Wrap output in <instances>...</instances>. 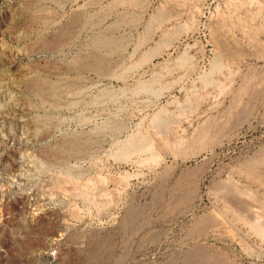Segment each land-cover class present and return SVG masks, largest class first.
Listing matches in <instances>:
<instances>
[{
  "label": "rangeland",
  "instance_id": "obj_1",
  "mask_svg": "<svg viewBox=\"0 0 264 264\" xmlns=\"http://www.w3.org/2000/svg\"><path fill=\"white\" fill-rule=\"evenodd\" d=\"M59 1L0 0V264H264V235L216 188L246 179L264 220V0H96L78 13L89 0ZM146 29L156 54L138 75L157 95L112 77ZM110 31L128 37L125 51L100 71L74 65ZM48 82L76 90L31 91ZM67 140L81 143L69 157Z\"/></svg>",
  "mask_w": 264,
  "mask_h": 264
},
{
  "label": "bare ground",
  "instance_id": "obj_2",
  "mask_svg": "<svg viewBox=\"0 0 264 264\" xmlns=\"http://www.w3.org/2000/svg\"><path fill=\"white\" fill-rule=\"evenodd\" d=\"M2 1V0H1ZM28 1V0H27ZM38 1V0H37ZM47 1V0H46ZM52 2L53 1H55V2H53V3H55L56 4V2L58 1V4H59V6H60V4H62V3H59V2H61V1H59V0H51ZM132 1H134V2H138L139 0H132ZM250 1V0H249ZM96 3V0H89V1H86V2H83V4H75V7L73 8V11H75V12H80L79 10H81L82 8H87L88 9V7H90L92 4H95ZM98 3V2H97ZM101 4V3H100ZM35 5V4H34ZM57 5V4H56ZM31 6V5H30ZM58 6V5H57ZM32 7V6H31ZM25 8V7H24ZM33 8V7H32ZM22 10H23V8H22ZM32 10H34V9H32ZM31 10V11H32ZM43 10V9H42ZM97 10V9H96ZM27 11H28V9H27ZM26 11V12H27ZM40 12H44V10L43 11H41L40 10ZM46 12H48L47 10H45V12L44 13H46ZM50 12V11H49ZM83 12H85V11H83ZM91 12V11H90ZM23 13H25L24 11H23ZM30 13V12H29ZM107 13V12H106ZM126 13V12H125ZM18 14V13H17ZM31 14V13H30ZM89 14V13H88ZM122 15H123V13H121ZM130 14V13H129ZM20 15H21V13H20ZM33 15H35V12L33 13ZM71 15V14H70ZM81 16H82V14H80ZM86 15V14H85ZM84 15V16H85ZM92 15V14H91ZM94 15V14H93ZM125 15V14H124ZM17 16V15H16ZM19 16V15H18ZM25 16V15H24ZM31 16V15H30ZM44 16V15H43ZM47 16V15H46ZM50 16V15H49ZM73 16V15H72ZM79 16V15H78ZM26 17V16H25ZM24 17V18H25ZM28 17V16H27ZM36 17H38L37 15H36ZM41 17V16H40ZM76 17V16H75ZM117 17H119V16H117ZM23 18V17H22ZM47 17H44V19H46ZM51 18H52V16H51ZM69 18H71V17H69ZM80 18H82V17H80ZM80 18H77L76 17V20H79ZM120 18V17H119ZM126 18V17H125ZM68 19V18H67ZM75 18L73 17V20H74ZM84 19V18H83ZM88 19V18H87ZM156 19V18H155ZM34 20V19H33ZM37 20V19H36ZM38 20H40V19H38ZM103 20V19H102ZM51 21V20H50ZM53 21V20H52ZM90 20L88 19V22H89ZM30 22V21H29ZM34 22H35V20H34ZM72 22V21H71ZM104 22V21H103ZM118 22V21H117ZM153 22H154V20H153ZM152 22V23H153ZM156 22V21H155ZM51 23V22H50ZM54 23V22H53ZM75 23V22H74ZM152 23H150V24H152ZM49 24V23H48ZM112 24V23H111ZM120 24H121V22H120ZM154 24V23H153ZM47 25V24H46ZM61 25H62V23H61ZM66 25V24H65ZM118 24H116V26H117ZM101 26V25H100ZM47 27V26H46ZM45 27V28H46ZM55 27H57V26H55ZM61 27V26H60ZM44 28V27H43ZM49 28V30H50V27H48ZM69 28V27H68ZM112 28V27H111ZM120 28V27H119ZM149 28V27H148ZM147 28V29H148ZM47 29V28H46ZM78 29V28H77ZM106 29H108V28H106ZM118 29V28H117ZM117 29H116V31H117ZM146 29V30H147ZM81 30V29H80ZM105 30V29H104ZM110 30V29H109ZM108 30V31H109ZM119 30V29H118ZM145 30V29H144ZM212 30V29H211ZM61 31V30H60ZM78 31V30H77ZM76 30H75V32H77ZM105 31H107V30H105ZM115 31V32H116ZM125 31V30H124ZM44 32V31H43ZM47 32V31H46ZM81 32V31H80ZM99 32V31H98ZM114 32V31H113ZM148 32H149V30H147L145 33V35L137 42V43H134L133 45H131L130 47H131V49H130V52H128V57H126L127 58V60L129 61V62H127L128 64L126 65H122L123 66V70H122V72L120 73H118V74H114V75H112V77L114 78V80H118V81H121L122 82V85H123V83L127 80V78H130V80L131 79H135V76H137V78H136V82L138 83V88H139V91H152L153 93H155V91L152 89L154 86L151 84L152 82L151 81H153L154 79H152L151 77L148 79V80H146V79H143V78H141L138 74H139V72H141V70H142V68L144 67V66H148V64L153 60V58H154V56H155V51L153 50V48H151V47H148L147 46V44H148V42H149V35H148ZM213 32V31H212ZM120 33V32H119ZM215 33V32H214ZM59 34V33H58ZM100 34H102V33H100ZM151 34V33H150ZM94 35V34H93ZM131 35V34H130ZM126 36V35H125ZM215 36V35H214ZM244 36V35H243ZM89 38V37H88ZM128 38V37H127ZM127 38H125V37H123L122 36V34L121 35H115L114 33H111V31H110V33L108 32V33H106V34H102V35H95L93 38H91V40H90V43L88 44V48H87V50H86V52H84V54L82 55V56H79L78 58H77V60H75L73 63H74V65L75 66H79V67H85V68H88V70H94V69H97V70H102L103 68V65H102V67H100L101 66V63L104 61V60H107V54H108V52L110 51V50H115V49H121V50H123V51H125L126 50V48L130 45V43H129V39H127ZM139 38V37H138ZM216 38V37H215ZM218 38V37H217ZM220 38V37H219ZM171 39V38H170ZM221 39V38H220ZM66 41V40H65ZM69 41V40H68ZM212 41H214V40H212ZM216 41L219 43V45L220 46H223V43H221V42H223V40L220 42L219 41V39H216ZM64 42V41H63ZM62 42V43H63ZM88 42V41H87ZM60 43V42H59ZM61 43V44H62ZM67 43V42H66ZM226 44V43H225ZM216 46V45H215ZM83 47V46H82ZM255 48V47H254ZM82 49V48H81ZM227 49V48H226ZM221 50H224V49H221ZM255 50V49H254ZM3 51V50H2ZM7 51V50H6ZM5 51V52H6ZM119 51V50H118ZM128 51V50H127ZM122 52V51H121ZM139 52V54H137ZM257 52V51H256ZM8 53H11L12 54V52H9L8 51ZM81 53V52H80ZM126 53V52H125ZM1 54V53H0ZM7 54V53H6ZM5 54V55H6ZM11 54H8L9 56H11ZM82 54V53H81ZM80 54V55H81ZM113 54V53H112ZM116 54V53H115ZM127 54V53H126ZM124 55V54H123ZM218 55V54H217ZM251 55V54H250ZM121 56V55H120ZM136 56H138V57H136ZM252 56V55H251ZM1 57H3V56H1ZM6 57V56H5ZM4 57V58H5ZM112 57V56H111ZM119 57V56H118ZM124 57H125V55H124ZM122 58V57H121ZM1 59V58H0ZM75 59V58H74ZM73 59V60H74ZM113 59V58H112ZM118 59V58H117ZM180 59V61L181 62H184L183 61V59L182 58H179ZM78 60L80 61V62H78ZM122 60H124V58L122 59ZM70 61H72V60H70ZM111 61V60H110ZM115 61V60H114ZM178 62H179V60H177ZM216 61V60H215ZM69 62V61H68ZM67 62V63H68ZM214 62V61H213ZM115 63V62H114ZM121 63V62H120ZM122 64V63H121ZM114 65V64H113ZM117 65H119V64H117ZM178 65H179V63H178ZM67 66V65H66ZM72 66V65H71ZM70 66V67H71ZM74 66V67H75ZM106 66V65H105ZM104 66V67H105ZM108 66V65H107ZM111 66V65H110ZM115 67H117L116 65H114ZM114 66H112V67H114ZM119 66H121V65H119ZM118 66V67H119ZM213 66H215V65H213ZM69 67V66H68ZM114 67V68H115ZM215 67H217V66H215ZM109 68H111V67H109ZM113 68V69H114ZM70 69V68H69ZM107 69H108V67H107ZM164 69V68H163ZM105 70H106V67H105ZM78 71V70H77ZM74 72V71H73ZM78 73V72H77ZM103 73V72H102ZM117 73V72H116ZM129 75H128V74ZM56 74H58V73H56ZM99 74V73H98ZM151 74V73H150ZM102 75V74H101ZM61 75H59V77H60ZM63 76V75H62ZM65 76V75H64ZM79 76V75H78ZM67 77H68V75H67ZM74 77V76H73ZM72 77V78H73ZM57 78V77H56ZM64 78V77H63ZM69 78V77H68ZM67 78V79H68ZM147 78V77H146ZM249 78H251V77H249ZM59 79H61V78H59ZM71 79V78H70ZM79 79V78H78ZM133 79V80H134ZM155 79H156V77H155ZM36 80V79H35ZM66 79H63V81H65ZM72 80V79H71ZM74 80V79H73ZM76 80V79H75ZM81 80V79H80ZM33 81H34V79H33ZM60 81H62V80H60ZM84 81V80H83ZM155 81V80H154ZM37 82V81H36ZM42 82H44V81H42ZM59 82V81H58ZM120 82V83H121ZM134 82V81H133ZM31 83H32V81H31ZM34 83V82H33ZM32 83V84H33ZM52 83V82H51ZM60 83V82H59ZM155 83V82H154ZM37 84V83H36ZM35 84V85H36ZM46 84V83H45ZM44 84V85H45ZM48 84H49V86H43V87H41V89L39 88V87H36L35 85H30V88H32V90L31 91H33V92H35V93H37V92H39V91H41V92H43V93H45V97H52L51 95H53L54 94V92L55 93H57L56 92V89H54V88H52V87H50V82H48ZM53 84V83H52ZM58 84V83H57ZM64 84V83H63ZM82 84V83H81ZM131 84V83H130ZM208 84V83H207ZM29 85V84H28ZM43 85V84H42ZM54 85V84H53ZM84 85V84H83ZM131 85H133V84H131ZM39 86H41V84L39 85ZM87 86H88V84H87ZM126 86V85H125ZM124 86V87H125ZM129 86V85H128ZM135 86V85H134ZM153 86V87H152ZM65 87V86H64ZM63 87V88H64ZM73 87H75V86H73L72 84H69L67 87H65V89L62 91V90H60V93L61 94H68V92H71V93H74V92H72V90H73ZM80 87V86H79ZM62 87H61V89H63ZM78 88V87H77ZM119 88H120V86H119ZM125 88H127V87H125ZM80 89H82V87L80 88ZM87 89V88H86ZM86 89H84V91L86 90ZM120 89H122V88H120ZM128 89H130L129 87H128ZM134 90L136 89L135 87L133 88ZM132 89V90H133ZM76 90V89H75ZM75 90H73V91H75ZM101 90V89H100ZM106 89H104V91H105ZM114 90V89H113ZM116 90H118V89H116ZM156 90V89H155ZM78 91V90H77ZM103 91V90H102ZM107 91V90H106ZM237 91V90H236ZM240 91H243V88L240 90ZM239 91V92H240ZM41 92H39V93H41ZM99 92V91H98ZM101 92V91H100ZM129 92V91H128ZM137 92H138V90H137ZM159 92V91H158ZM60 93H57V94H60ZM104 93V92H103ZM133 93H136L135 91H133ZM132 92L130 93V94H133ZM157 93V92H156ZM155 93V95H157ZM242 93V92H241ZM78 94H79V91H78ZM84 94V93H83ZM99 94V93H98ZM105 94H107V93H105ZM159 94V93H158ZM101 95H104V94H101ZM100 95V96H101ZM111 95V94H110ZM239 95V94H238ZM40 96V95H39ZM43 96V97H44ZM67 96V95H66ZM68 96H70V94L68 95ZM136 96V95H135ZM235 96V95H234ZM53 97H55V95L53 96ZM52 97V98H53ZM102 97V96H101ZM111 97V96H110ZM137 97V96H136ZM114 98V97H113ZM47 99V98H46ZM110 99H112V98H110ZM44 100H45V98H44ZM43 100V101H44ZM50 100V99H49ZM99 100V99H98ZM42 101V100H41ZM51 101V100H50ZM46 101H44V103H45ZM48 102V101H47ZM56 102V101H55ZM31 103V102H30ZM51 103V102H50ZM12 104V103H11ZM48 104V103H47ZM125 104V103H124ZM51 105V104H50ZM149 105V104H148ZM10 106V108H12L11 107V105H9ZM24 106V105H23ZM32 106V105H31ZM15 107H17V106H15ZM60 107H61V105H60ZM20 108V107H19ZM27 109H29V107L27 106L26 107ZM25 108V109H26ZM13 109V108H12ZM24 109V108H23ZM22 109V110H23ZM26 111V110H25ZM157 111V110H156ZM158 112V111H157ZM34 115V114H33ZM45 115V114H44ZM43 115V116H44ZM155 115V114H154ZM153 115V116H154ZM35 117V116H34ZM155 117V116H154ZM157 117V116H156ZM40 118V117H39ZM152 118V117H151ZM150 118V119H151ZM32 119V118H31ZM149 119V120H150ZM154 119V123H155V125H160V119H156V118H152V120ZM42 119H40V121H41ZM151 120V121H152ZM162 120V119H161ZM32 121V120H31ZM43 122V121H42ZM110 123H111V121H109ZM150 122V121H149ZM153 122V121H152ZM152 122H151V124H152ZM159 122V123H158ZM40 123V122H39ZM39 123H37L36 125H38ZM206 124V123H205ZM29 125V124H28ZM31 125V124H30ZM112 125H114V126H116L115 125V123L114 124H112ZM158 125V126H159ZM162 125V124H161ZM150 126V125H149ZM153 127H154V124L152 125ZM28 127V126H27ZM31 127H32V125H31ZM31 127H29V128H31ZM122 127H124V126H122ZM138 127V126H137ZM155 127H157V126H155ZM109 128V127H108ZM37 128H36V126L33 128V129H31L33 132H34V130H36ZM205 129V128H204ZM109 131H110V129H108ZM115 129H113V131H114ZM117 130V129H116ZM112 131V130H111ZM117 131H120V130H117ZM144 131V130H143ZM121 132V131H120ZM148 134H149V132H147ZM31 134H33V133H30V135L29 136H31ZM108 134V133H107ZM111 134V133H110ZM117 134V133H116ZM143 134V133H142ZM200 136H202V135H204V131H201V133H198ZM102 135V134H101ZM159 135H160V133H159ZM0 136H2V135H0ZM28 136V135H27ZM107 136V135H106ZM112 136V135H111ZM111 136H109L110 138H112V137H114V134H113V136L111 137ZM116 136V135H115ZM131 136V135H130ZM130 136H128V138H125V140H127L125 143L123 142L122 144H120V147H122L121 149H118V146H119V143H117L116 141H119V139L118 140H115V142L118 144V146H117V150H123V149H126L127 147H128V144L132 141V138H134V137H132V138H130L129 139V137ZM152 136H154V135H152ZM161 136V135H160ZM197 136V135H196ZM23 137V136H22ZM104 137V136H103ZM162 137V136H161ZM179 137V136H178ZM16 138V137H15ZM28 139H29V137H27ZM88 138V137H87ZM109 138V139H110ZM149 138V137H148ZM153 138H155V137H153ZM158 138H160V137H158ZM166 138V137H165ZM171 138V137H170ZM5 138H3V137H0V143H2V140H4ZM7 139V138H6ZM17 139V138H16ZM31 139H32V137H31ZM84 139H85V137H84ZM135 139V138H134ZM133 139V140H134ZM168 139V138H167ZM172 139H173V137H172ZM20 140V139H19ZM70 140H72V139H70ZM68 141L67 140V144H66V146H64V148L63 147H60V148H62L63 149V151H64V153L68 156V154H73V153H76V150H77V148H79V145L81 144H74L73 142H75V141ZM75 140V139H74ZM136 140V139H135ZM135 140H134V142H135ZM153 140V139H152ZM155 140H156V138H155ZM160 140H162L163 142H165V139L163 140V137L160 139ZM25 141H27L28 143H29V141L28 140H25ZM87 141V140H86ZM89 141V140H88ZM139 141V140H138ZM137 141V142H138ZM143 141V140H142ZM159 141V140H158ZM157 141V142H158ZM198 141V140H197ZM6 142H8V141H6ZM10 142V141H9ZM133 142V143H134ZM140 142V141H139ZM182 142V141H181ZM115 143V144H116ZM121 143V142H120ZM131 143V145H130V147L131 148H137V147H139L136 143ZM141 143V142H140ZM145 143V142H144ZM160 143V142H159ZM167 143V142H166ZM180 143V142H179ZM179 143H177V144H179ZM2 144H4V143H2ZM7 144V143H6ZM6 144H4V145H6ZM174 144V143H173ZM176 144V145H177ZM204 144V143H203ZM142 145V144H141ZM144 145V144H143ZM146 145H148V144H146ZM144 146V147H147V146ZM160 145V144H159ZM25 146V145H24ZM85 146V145H84ZM116 146V145H115ZM169 147V146H168ZM129 148V147H128ZM61 149V150H62ZM142 151H143V149L142 148H140ZM147 149V148H146ZM145 149V150H146ZM59 150V149H58ZM58 150H56V153H55V155H58V154H60L59 152L57 153V151ZM92 150V149H91ZM99 150V149H98ZM130 150H133V149H130ZM137 150H138V148H137ZM115 152H117V151H115ZM123 152H126V150L124 151L123 150ZM133 152H135L134 150H133ZM138 153H139V150L137 151ZM141 152V151H140ZM63 152H61V154H62ZM127 153V152H126ZM129 153V152H128ZM127 153V154H128ZM130 153H132L131 151H130ZM136 153V152H135ZM143 153V152H142ZM60 154V155H61ZM64 154V155H65ZM79 154V153H78ZM127 154H125V155H127ZM65 155V156H66ZM32 156V155H31ZM54 156V155H53ZM62 156V155H61ZM71 156V155H70ZM121 155H119V157H120ZM33 157V156H32ZM69 157V156H68ZM254 157V156H253ZM258 157V156H257ZM260 157V156H259ZM34 158V157H33ZM60 158V157H59ZM65 158V157H64ZM63 158V159H64ZM76 158V157H75ZM140 158V157H139ZM256 158V157H255ZM255 158H253L254 160L252 161H249V162H247L248 164H246V178H247V181L248 180H253L254 182H256V180H261L260 179V176H261V171L263 172V170H261L262 168H261V164H262V162L263 161H261L259 158H258V160H255ZM30 159V158H29ZM35 159V158H34ZM61 160H62V158H60ZM158 159V158H157ZM32 160V159H31ZM52 160V159H51ZM54 160V159H53ZM56 160V159H55ZM65 160V159H64ZM46 162H49V163H51V161H47V159L45 160ZM57 162L59 161V160H56ZM55 162V161H54ZM53 162V163H54ZM64 162V161H63ZM29 163V162H28ZM27 163V164H28ZM30 163H32V162H30ZM34 163V162H33ZM264 163V162H263ZM30 165H32V164H30ZM42 165V164H41ZM24 166V165H23ZM27 166V165H26ZM29 166V165H28ZM74 169H76V168H74ZM74 169H71V171L70 172H72V170H74ZM69 171H66L67 173L69 172ZM27 172V171H26ZM70 172H69V175H70ZM78 175H79V171L77 172V171H75ZM74 172V173H75ZM241 172V171H240ZM240 172L238 171V174H240ZM74 173H72V174H74ZM75 173V174H76ZM242 173V172H241ZM72 174H71V178H72ZM81 174V173H80ZM82 174H84L83 172H82ZM187 174V173H186ZM237 174V175H238ZM263 174V173H262ZM68 175V174H67ZM183 175V174H182ZM81 176V175H80ZM76 177H77V175H76ZM262 177V176H261ZM186 178H188V177H186ZM228 178H229V176H228ZM239 179H243V178H239ZM244 179H245V177H244ZM180 180V179H179ZM227 180V179H226ZM246 180V179H245ZM244 180V181H245ZM85 181H87V179H85L83 182H85ZM89 181V180H88ZM100 181V180H99ZM241 182L240 180H238V179H233L232 177H230L229 178V180L227 181V182H224L223 184L221 183L218 187H216L218 190V195H220L221 196V198H224L223 200H227V203L229 202L230 203V206H231V210L233 211V212H235L234 214H238L239 216H240V218H242V219H244V220H246V223H247V220H249L248 221V224H249V222H250V220L252 221V227H254V229L255 230H258L260 233H258V232H256V231H254V232H256L257 234H260L261 235V238H262V236L264 235V220L262 219V217H263V215L261 214V210H260V206H258L257 205V203L255 204L254 203V200L256 199V197L253 195V191L250 189V187H248L247 185H245V182ZM252 181V182H253ZM179 182V181H178ZM261 182V181H260ZM263 182V181H262ZM86 183V182H85ZM87 183H90V182H87ZM220 183V182H219ZM264 183V182H263ZM91 184V183H90ZM218 184V183H217ZM262 184V183H261ZM258 185V184H257ZM260 185V184H259ZM84 186V185H83ZM82 186V187H83ZM91 186V185H90ZM262 186V185H261ZM86 187H88L87 185H86ZM86 187H84V188H86ZM90 189V188H89ZM91 191V190H90ZM217 191H215V192H217ZM85 195H86V193H84ZM88 194V193H87ZM214 194H216V193H214ZM255 194V193H254ZM83 195V194H82ZM105 195V194H104ZM256 195V194H255ZM88 196V195H87ZM86 197V196H85ZM254 197H255V199H254ZM43 198V197H42ZM220 198V197H219ZM259 198V197H258ZM262 198V197H261ZM93 200V199H92ZM259 200V199H258ZM264 202V201H263ZM107 203V202H106ZM226 203V202H225ZM100 204V203H99ZM98 204V205H99ZM37 205V204H36ZM39 205V204H38ZM45 206L47 205V204H44ZM43 206V205H42ZM103 206V205H102ZM38 207V206H37ZM63 207V206H62ZM46 208V207H45ZM59 208V207H58ZM38 209V208H37ZM50 209V208H49ZM103 209V208H102ZM229 209V210H230ZM42 210H43V208H42ZM99 209H97V211H98ZM59 212V211H58ZM229 212V211H228ZM33 213V212H32ZM230 213V212H229ZM222 214V213H221ZM224 216V215H223ZM213 218V217H212ZM212 218H211V220H212ZM226 218H228V217H226ZM217 219V218H216ZM206 220V219H205ZM209 220H210V218H209ZM214 220V223H215V219H213ZM218 220V219H217ZM207 221H208V219H207ZM210 222V221H209ZM219 222V221H218ZM207 223V222H206ZM212 223V222H211ZM213 223V224H214ZM216 223H217V221H216ZM254 224V225H253ZM209 225H212V224H209ZM204 226V225H203ZM250 226V227H251ZM253 229V228H252ZM253 229V230H254ZM91 232V231H90ZM92 232H95V231H92ZM98 232V231H97ZM263 235H262V234ZM96 234V233H95ZM58 237H60V236H58ZM54 240H56V242H55V244L57 245V246H59L58 244L60 243V241H58L59 239H57V237H56V239H54ZM113 242V241H112ZM66 243V242H65ZM63 244V243H62ZM45 248V247H44ZM43 249V248H42ZM54 249V247L53 246H48L47 248H45L44 249V251L43 252H50V251H52ZM193 255V254H192ZM197 256V255H196ZM198 257V256H197ZM195 258V257H194ZM191 259V258H190ZM191 262V261H190ZM194 262V261H193ZM193 264V263H192Z\"/></svg>",
  "mask_w": 264,
  "mask_h": 264
},
{
  "label": "built area",
  "instance_id": "obj_3",
  "mask_svg": "<svg viewBox=\"0 0 264 264\" xmlns=\"http://www.w3.org/2000/svg\"><path fill=\"white\" fill-rule=\"evenodd\" d=\"M4 253V250L0 247V254Z\"/></svg>",
  "mask_w": 264,
  "mask_h": 264
}]
</instances>
